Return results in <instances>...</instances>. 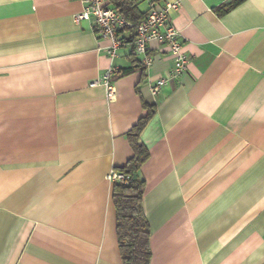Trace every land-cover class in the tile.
<instances>
[{"label": "crops", "instance_id": "obj_1", "mask_svg": "<svg viewBox=\"0 0 264 264\" xmlns=\"http://www.w3.org/2000/svg\"><path fill=\"white\" fill-rule=\"evenodd\" d=\"M83 6L0 0V264H122L107 174L143 100L150 264H264V0H181L187 71L155 92L167 47L145 66L122 30L110 57ZM108 68L112 99L90 84Z\"/></svg>", "mask_w": 264, "mask_h": 264}, {"label": "built area", "instance_id": "obj_2", "mask_svg": "<svg viewBox=\"0 0 264 264\" xmlns=\"http://www.w3.org/2000/svg\"><path fill=\"white\" fill-rule=\"evenodd\" d=\"M145 1L147 2L145 15L137 21L127 19L124 14L119 13L115 4L109 0H83L84 6L76 14V18L90 19L99 35L110 40V44L105 48L110 57L116 55L117 49L126 41L121 34L122 30L131 32L132 35L128 41L132 44L133 52L142 56L145 66L151 65L154 61V55L149 53L151 41L166 46L174 58V65L151 86V91L155 92L167 79L187 71L189 56L182 50L178 39V28L167 22L168 12L179 9L181 0ZM112 71V68H108L90 83L104 85L108 99L114 96V87L110 82ZM107 178L113 183L129 181L128 174L115 168L108 172Z\"/></svg>", "mask_w": 264, "mask_h": 264}, {"label": "trees", "instance_id": "obj_3", "mask_svg": "<svg viewBox=\"0 0 264 264\" xmlns=\"http://www.w3.org/2000/svg\"><path fill=\"white\" fill-rule=\"evenodd\" d=\"M127 19L141 17L135 0H109ZM227 5L221 6L225 9ZM143 111L136 123L126 132L132 155L126 163L115 169L129 175L127 183L114 182L112 200L116 214V236L122 264H150V227L144 214L142 197L145 180L139 175L142 164L149 157V150L141 140V132L155 111V104L143 100Z\"/></svg>", "mask_w": 264, "mask_h": 264}]
</instances>
